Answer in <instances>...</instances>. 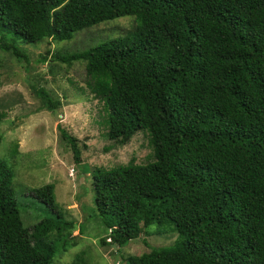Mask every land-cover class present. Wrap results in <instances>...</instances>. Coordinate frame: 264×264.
Here are the masks:
<instances>
[{
	"label": "trees",
	"instance_id": "trees-1",
	"mask_svg": "<svg viewBox=\"0 0 264 264\" xmlns=\"http://www.w3.org/2000/svg\"><path fill=\"white\" fill-rule=\"evenodd\" d=\"M125 15L132 31L57 55L85 62L109 139L149 135L153 161L92 172L109 241L123 246L167 223L175 241L128 264H264V0H0V49L24 56L5 35L68 40ZM37 92L47 109L59 106ZM58 130L78 164L75 137ZM13 177L0 161V264H52L59 247L49 235L73 223L54 216L25 227ZM28 192L58 211L53 183Z\"/></svg>",
	"mask_w": 264,
	"mask_h": 264
},
{
	"label": "rangeland",
	"instance_id": "rangeland-1",
	"mask_svg": "<svg viewBox=\"0 0 264 264\" xmlns=\"http://www.w3.org/2000/svg\"><path fill=\"white\" fill-rule=\"evenodd\" d=\"M135 25L134 16L125 15L81 29L68 40L46 37L25 42L9 34L4 37L24 56L0 49V161L14 171L12 187L25 227L54 216L73 223L71 228L62 225V235L55 230L49 235L59 247L52 264H128V256L171 245L177 238L169 224L153 223L123 246L109 241L94 204L92 172L97 167L153 161L149 135L142 130L124 143L109 139L103 105L86 86L85 62L57 59L122 36ZM39 89L59 106L47 109ZM58 126L75 137L78 164ZM46 183L54 184L56 213L28 192Z\"/></svg>",
	"mask_w": 264,
	"mask_h": 264
}]
</instances>
